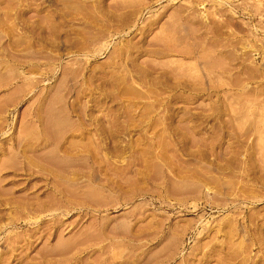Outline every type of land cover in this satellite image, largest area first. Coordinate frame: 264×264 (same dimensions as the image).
Listing matches in <instances>:
<instances>
[{
	"label": "rangeland",
	"instance_id": "1",
	"mask_svg": "<svg viewBox=\"0 0 264 264\" xmlns=\"http://www.w3.org/2000/svg\"><path fill=\"white\" fill-rule=\"evenodd\" d=\"M0 264H264V0H0Z\"/></svg>",
	"mask_w": 264,
	"mask_h": 264
},
{
	"label": "bare ground",
	"instance_id": "2",
	"mask_svg": "<svg viewBox=\"0 0 264 264\" xmlns=\"http://www.w3.org/2000/svg\"><path fill=\"white\" fill-rule=\"evenodd\" d=\"M46 131V130H45ZM48 134V133H47ZM41 147V146H40ZM50 159V158H49ZM59 160V159H58ZM50 162V161H49ZM49 165V164H48ZM52 167V166H51Z\"/></svg>",
	"mask_w": 264,
	"mask_h": 264
}]
</instances>
